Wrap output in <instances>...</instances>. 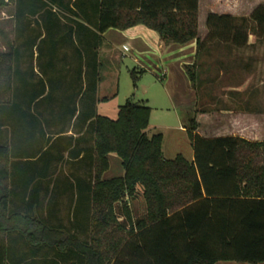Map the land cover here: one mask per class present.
Masks as SVG:
<instances>
[{
    "label": "trees",
    "instance_id": "1",
    "mask_svg": "<svg viewBox=\"0 0 264 264\" xmlns=\"http://www.w3.org/2000/svg\"><path fill=\"white\" fill-rule=\"evenodd\" d=\"M10 2L15 4L16 39L15 45L8 44L0 51V107L6 112L19 108L25 116L27 106L52 104V89L57 87L64 90L60 106L67 122L80 106L76 122L81 119L85 128L81 136L84 156L76 164L85 175L76 176L71 187L88 190L92 212L90 240L84 241L76 236L66 238L62 228L24 211L22 205H12L15 176L11 168L18 163L30 168L36 161L33 155L24 160L26 154L13 160L15 150L0 142V264H39L38 253L44 246L54 250V255L47 252L41 256L44 264H61L59 260L71 264L263 263L264 162L257 163L255 158L264 152V140L234 135L203 137L192 117L188 134L194 158L189 160L181 153L166 158L163 133H147L152 111L149 105L128 99L119 106L115 119L97 113L96 51L85 41L88 33L98 36L112 27L125 30L143 24L156 30L166 44L196 40L198 59L202 48L208 53L215 43L230 48L246 46L251 41L247 21L254 24L256 35L263 37L264 4L241 23L232 14L211 12L208 33L202 39L199 0H0V7ZM35 2L37 9L28 15L27 6L32 8ZM51 4L70 16L52 18L55 11ZM39 13L48 18L45 32L40 21L34 20ZM70 32L79 33L78 43H68ZM11 56L18 68L24 62L33 65L36 61L44 72L46 66L58 69L56 59H63L64 79L33 73L32 79H26L29 74L24 73L11 77ZM195 65L187 66L193 78L191 68ZM14 85L19 94L11 98L7 92ZM47 87L50 94H45ZM34 118L41 121L38 115ZM50 152L44 150L41 156L45 158ZM111 153L120 157L124 174L106 178ZM139 193L145 200L146 214L135 218L129 199ZM119 203L124 222L118 221ZM21 242L32 247L30 253L19 255L13 249Z\"/></svg>",
    "mask_w": 264,
    "mask_h": 264
},
{
    "label": "rangeland",
    "instance_id": "2",
    "mask_svg": "<svg viewBox=\"0 0 264 264\" xmlns=\"http://www.w3.org/2000/svg\"><path fill=\"white\" fill-rule=\"evenodd\" d=\"M260 4H264V0H199L200 37L206 38L207 17L211 12L232 14L237 16L241 23ZM36 5L37 2L32 8L30 7L32 5L27 6L28 15L30 10L37 9ZM50 7L55 11L52 18L70 16L64 15L57 5L51 4ZM14 9L13 2L0 7V50H5V47L16 39L15 20L12 17ZM41 13L34 20L40 21V27L45 32L44 22L47 23L48 18L46 14ZM246 24L249 27L250 40L254 42L251 47L239 49L230 48L223 43L217 46L215 43L208 53L202 48L198 59L193 54L182 66L177 64L176 55L172 53L182 44H167L171 51L169 48H159L151 39L146 42L143 36L135 34L131 36V30L125 31L113 27L102 34L98 33V36L88 33L85 42H91L97 59L96 69L99 77L97 113L115 119L118 116L119 106L124 105L128 99L138 104L149 105L152 111L147 133L149 136L163 133L162 149L166 158H174L179 153L189 160L194 158V149L188 134L192 117L199 121L197 132L200 135L229 133L232 131V125L236 124L237 128L240 126L242 132H245L251 140L264 138V119H258V122L253 123L240 118L233 123V120L219 114L226 106L241 108L250 105L257 110L264 109V36L259 38L256 35L251 21H247ZM66 38L69 44L74 45L79 42V33L70 32ZM189 50L193 52L196 50L195 42L187 52H190ZM193 63L196 64L191 68L194 78L187 67ZM246 63L254 65L252 67L254 72L252 71L248 77L247 86V91L250 90L252 94L244 96L231 91L229 92L231 95L228 96V92L223 93L222 89L225 87L228 89L237 85H246L245 76L241 78L229 72L218 78L216 70L220 66L229 67L228 69L235 66L239 68ZM94 66L92 64V67ZM215 79L214 84H211L210 82ZM205 109L209 110L210 114L205 116ZM255 160L257 163H263L264 152L258 153ZM109 161L110 167L104 173V177L122 175L124 168L120 157L111 153ZM129 201L135 218L146 214V204L141 193ZM118 205L120 206V210L117 209L118 221L124 222L121 205L120 203Z\"/></svg>",
    "mask_w": 264,
    "mask_h": 264
},
{
    "label": "crops",
    "instance_id": "3",
    "mask_svg": "<svg viewBox=\"0 0 264 264\" xmlns=\"http://www.w3.org/2000/svg\"><path fill=\"white\" fill-rule=\"evenodd\" d=\"M78 1L96 2L97 0ZM88 8H91L90 4H88ZM13 13L12 17H15V9ZM130 30L131 36L133 34L136 36H143L146 42H149L151 39L152 42H155L159 48H169L172 51L170 46L165 44L164 40L156 30L143 24L125 29V31ZM128 36H130V34ZM194 42L196 44V50L194 52L192 50L187 52ZM10 44L15 45L14 41ZM252 45H254V42L250 41L246 46L239 49H246ZM178 47L179 48H176V50H173L172 52L176 55L175 57L178 65L182 66L185 64V61H189L191 59L193 54L194 56L197 54V43L194 39L193 41L182 44V46ZM1 60L2 58L0 57V64ZM16 61L17 60L14 57H10L9 64L13 66L9 70L11 77L16 75L14 78H17L19 74L24 73L26 75L29 74V77L26 76V79H32L30 74L32 75L33 73L41 76H49L50 74L56 75L58 79L61 75L64 79L66 68L65 61L63 59L62 61H60L59 58L56 59L58 69H50L49 66H46L45 72L42 69H39L36 61L33 62L34 66L29 62H24L19 68L16 66ZM186 63L188 64L189 62ZM60 66H62V69ZM252 67H254V65L250 63H246L239 68L235 66L230 69H228L229 67L226 68L224 66H220L218 70H216L218 78L229 74L230 72L234 74V76L237 75V77L243 78V76H245L244 78L246 81V85H237L239 88L237 86L230 87L228 89L226 87L223 88V93L228 92L229 96L231 95L229 92L232 91L238 95L250 96L252 93H250V90L247 91V86L248 77L251 75L252 71L254 72ZM1 69L2 68L0 67V71ZM3 70L6 71L5 69ZM207 71L209 73V70ZM50 91V87H47L45 94H50ZM18 92L19 90L17 86L14 85L7 92V95L12 98L15 95L17 96V94H19ZM2 95L3 92L0 91V97ZM52 96L55 97L52 104L44 102L36 107L35 105L30 108L27 106V115L25 116L21 113L22 111L19 110V108L11 107V109L6 112L0 107V142L8 143L15 150L16 153L13 154V160L19 159V156L26 154L23 158L24 160L29 158L30 155H33L34 157H32V159L36 161V163L31 164L30 168L27 167V165L23 166V164L19 163L14 168H11L12 176H15L12 183L14 191L12 192L13 199L11 203L14 206L22 205L23 209H25L24 211L41 216L50 224H54L62 228L64 237L67 238L69 236H76L81 240L86 241L90 240V214L92 212L91 202L87 197L88 190H83L81 186L71 187V181H74L76 176L85 175L84 171L81 168H78L79 166L77 167L76 164L77 160L80 161V158L84 156V151L81 150L84 145L83 141H81V136H83L85 128L81 119L79 122H76L81 108L79 106V110L74 115L72 120L67 122L65 110L62 106H60V97H64V90H61L58 87L54 88L52 89ZM98 103L99 102L96 103V108ZM206 114H210L207 109H205V116ZM219 114L229 120H233V123L239 121L240 118L253 123L258 122V119H264V109L257 110L250 105H246L241 108L238 106H226L225 108H222V112ZM34 115H38L41 121H35ZM197 122L199 123L198 119ZM184 126H182V128H184ZM231 129V132L225 134H205L202 136L216 137L234 135L251 140L245 132H242L240 126L237 128L236 124H234ZM262 140H264V138L254 139L253 141ZM48 149H51L52 152H50L49 156L43 158L41 156L42 152ZM123 174L124 172L122 175ZM24 193L25 196L23 195ZM12 237L11 239H13ZM14 237L17 236L14 235ZM31 248L32 247H30V245H25L21 242L16 243L13 249L17 250L19 255H23L25 253H30ZM47 252L54 255V250L44 246V248H41L38 253L39 257L37 258L40 260V262H38L39 264H44L41 256ZM59 262L61 264H71L70 262L72 261L62 262V260H59ZM233 262L234 264L238 263L237 261L230 260L218 261L215 264H233Z\"/></svg>",
    "mask_w": 264,
    "mask_h": 264
}]
</instances>
